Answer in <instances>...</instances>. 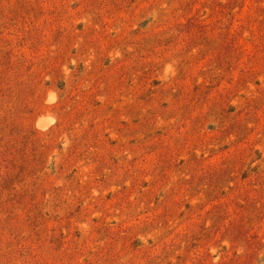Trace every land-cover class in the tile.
Masks as SVG:
<instances>
[{
  "label": "rangeland",
  "instance_id": "obj_1",
  "mask_svg": "<svg viewBox=\"0 0 264 264\" xmlns=\"http://www.w3.org/2000/svg\"><path fill=\"white\" fill-rule=\"evenodd\" d=\"M0 264H264V0H0Z\"/></svg>",
  "mask_w": 264,
  "mask_h": 264
}]
</instances>
